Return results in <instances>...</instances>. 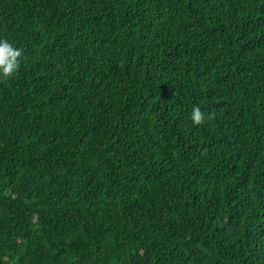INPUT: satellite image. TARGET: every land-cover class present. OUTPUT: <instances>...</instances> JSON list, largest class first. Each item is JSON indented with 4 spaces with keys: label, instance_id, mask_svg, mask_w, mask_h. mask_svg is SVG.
Instances as JSON below:
<instances>
[{
    "label": "trees",
    "instance_id": "1",
    "mask_svg": "<svg viewBox=\"0 0 264 264\" xmlns=\"http://www.w3.org/2000/svg\"><path fill=\"white\" fill-rule=\"evenodd\" d=\"M0 38V264H264V0H0Z\"/></svg>",
    "mask_w": 264,
    "mask_h": 264
},
{
    "label": "clouds",
    "instance_id": "2",
    "mask_svg": "<svg viewBox=\"0 0 264 264\" xmlns=\"http://www.w3.org/2000/svg\"><path fill=\"white\" fill-rule=\"evenodd\" d=\"M22 51L15 47L9 40L0 38V81L13 79L19 71ZM191 120L194 125H200L205 120V115L200 106L191 110Z\"/></svg>",
    "mask_w": 264,
    "mask_h": 264
}]
</instances>
